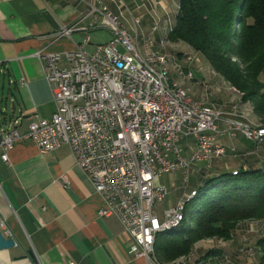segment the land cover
<instances>
[{"label":"crops","instance_id":"1","mask_svg":"<svg viewBox=\"0 0 264 264\" xmlns=\"http://www.w3.org/2000/svg\"><path fill=\"white\" fill-rule=\"evenodd\" d=\"M160 2L156 13H149L159 25L154 33L162 28L166 34L176 22L179 0ZM102 4L110 5L106 0H0V70L9 81L0 123L11 125L19 118L18 128L23 133L31 120L52 116L56 102L35 52L63 53L75 49L87 36L89 48L109 40L110 28L91 13L92 6ZM70 26H75L70 35L59 34L63 27ZM169 44L178 49L182 64L194 73L188 79L171 68V77L192 98L222 106L226 113L218 120L220 126L227 125L226 118L249 125L264 123V117L251 111L250 102L242 101L236 88L214 70L201 52L181 40ZM236 137L237 133L221 137L235 150L227 148L229 153L213 160L211 166L223 167L227 172L264 168V137L255 150L242 142L243 136ZM180 145L183 154L190 156L196 139L186 134ZM1 153L0 146V220H4L10 230L8 237H13L16 244L0 250V264H151L130 252L132 238L117 216L98 213L104 199L76 164L69 145L40 152L33 140L20 138L10 150L8 161ZM199 168V174L206 176L201 165ZM62 175L69 183L60 181ZM237 228L229 240L212 237L197 241L187 259L185 255L175 264H243L237 258L241 242ZM214 247L220 249L218 254L201 258Z\"/></svg>","mask_w":264,"mask_h":264},{"label":"built area","instance_id":"2","mask_svg":"<svg viewBox=\"0 0 264 264\" xmlns=\"http://www.w3.org/2000/svg\"><path fill=\"white\" fill-rule=\"evenodd\" d=\"M113 1L124 5L123 0ZM91 13L110 28L111 38L89 48L87 36L75 49L63 53L35 52L56 109L50 118L31 120L23 133L18 128L19 118L11 125L0 123L1 157L8 161L20 138L33 140L40 152L69 145L76 164L104 199L98 213L117 216L132 238L130 252L152 264L148 237L159 226L176 222L180 202L191 189L187 186L192 164L205 162L209 167L214 158L224 155L226 145L221 137L226 134L242 130L252 138L258 132L254 125L230 118L227 125L220 126L218 120L226 110L186 96L167 70L172 54L161 50L150 34L127 28L107 5L92 6ZM133 18L139 25L140 19ZM73 29L75 26L63 27L59 34L70 35ZM134 43H142L144 52L134 50ZM181 69L193 78L192 70ZM186 134L196 139L190 156L183 154L180 145ZM179 170L184 191L161 217L158 204L170 192L161 176L176 175ZM60 181L69 183L66 175ZM0 227L10 232L4 220ZM242 251L254 257L253 248Z\"/></svg>","mask_w":264,"mask_h":264},{"label":"trees","instance_id":"3","mask_svg":"<svg viewBox=\"0 0 264 264\" xmlns=\"http://www.w3.org/2000/svg\"><path fill=\"white\" fill-rule=\"evenodd\" d=\"M168 38L201 52L264 115V0H179ZM234 170L206 177L196 186L197 193L185 207L188 223L176 229L182 220L157 234L154 255L158 261L188 255L204 238L229 240L240 221H264V168ZM257 247L258 264H264V233ZM219 252L209 249L201 258Z\"/></svg>","mask_w":264,"mask_h":264},{"label":"rangeland","instance_id":"4","mask_svg":"<svg viewBox=\"0 0 264 264\" xmlns=\"http://www.w3.org/2000/svg\"><path fill=\"white\" fill-rule=\"evenodd\" d=\"M106 1L108 4H110V5H108V8L110 10H112L115 14H117V15L119 14L120 18L122 19V22L127 26V28L132 29L135 27V28H138L139 30H143L145 33L150 34L151 37H153L157 42H162L165 40V42H166V44H164L165 50L166 51L168 50L167 52H169L170 54H172V56L175 57V63L183 66L184 69H186L185 66L182 64V62L180 61L179 52H177L178 49L174 48L173 46H171L169 44V41H171V40H169V38H168V33L172 27L167 31L166 34H165L166 30L162 31V30H164L162 28H161L160 32L154 33V31L158 28L159 25H158V22H153V18H152L150 13H152V14L156 13V10L158 9V7L160 6V3H161L160 0H123L124 5L122 6V8L118 7V5H117L118 2H113L112 0H106ZM170 2H171V0H170ZM174 7L176 8V5L173 3V8ZM178 7H179V5H178ZM121 11H123V14L120 13ZM172 14H174L173 11H172ZM133 17H138L140 19L139 25L134 24ZM156 24H157V27L154 28V25H156ZM181 66H180V68H181ZM174 68H175V66L172 65V69H174ZM186 70H191V69H186ZM176 71H178V70H176ZM261 79L264 81V75L261 76ZM8 84H9L8 79L5 78L4 74L0 73V114L2 113L1 111H2L3 107L5 106V101L7 99ZM236 90L238 91L239 94H241V98H242L243 93L241 91H239L237 88H236ZM242 101L245 103L250 102L249 105L251 104V106H252L250 108L251 111L257 113L254 110L253 104L251 101L244 100L243 98H242ZM257 114H259V113H257ZM261 116L264 117V115H261ZM8 117H10V115H8ZM226 119H228V118H226ZM255 124L260 125V126L264 125V123H255ZM242 132H243L242 130H236V133H237L236 138H238V137L241 138L243 136L242 142H244L250 149L255 150L256 146H257L256 145L257 142L259 143L261 141H257L253 138L246 137L245 134ZM245 137L249 138V139H244ZM227 148H229L231 151L235 150V149L232 150L231 147L226 146V154L229 153L228 152L229 149L227 150ZM223 156H222V158H224ZM217 158H219V157H217ZM217 158H214V160ZM220 161H221V159H220ZM200 165L203 168V170H202L203 174L206 176H203L202 173L199 174L200 173V168H199ZM212 171L214 172L213 175H215L217 172L224 173L227 170L223 167H218V166H213V165L208 167L206 165V163H204V162H194L192 164L191 173H190V180L188 181L187 188L190 189V187L195 188L196 186H198L200 184V182L203 181L206 177L211 176L210 173ZM161 179L163 180V182H165L168 185V187L170 189V192L167 195V197L162 202H160L158 204V207H157L158 208L157 212H158L159 216L162 217L164 209L170 205H175L179 196L183 193L184 181H183L182 170H179L176 175H172L170 173H164L161 176ZM176 188L180 189V193H176V192H179L176 190ZM177 195H178V197H177ZM191 206H192V201L188 202L186 212L188 209L191 208ZM188 221H189V219H188V217H186V219L179 226H177L175 228L180 229L181 226L187 224ZM0 229L3 231L5 236L8 237V233H6L3 228L0 227ZM236 233L239 234V236L241 238L240 239L241 242L237 245V248H238L237 258H238V260L240 262H242L243 264H258L260 252H259V249H257L258 248L257 247V240L264 233V221L260 220V219L244 220V221L240 222ZM246 247L253 248L255 250L254 257L247 255L246 253H244L242 251V248H246ZM211 249L217 250L219 248L214 247ZM218 251H220V249ZM186 259H187V255H186Z\"/></svg>","mask_w":264,"mask_h":264},{"label":"bare ground","instance_id":"5","mask_svg":"<svg viewBox=\"0 0 264 264\" xmlns=\"http://www.w3.org/2000/svg\"><path fill=\"white\" fill-rule=\"evenodd\" d=\"M133 22H134V24L137 25V18H133ZM156 27H157V24L155 25V28ZM155 43H160L161 50L166 51L165 47H164V44H166L165 41L157 42L155 40ZM134 50H136L137 52H144V45L142 43H134ZM172 65L175 66L174 69L178 70L179 74L182 77H185L188 79L192 78L190 74L182 72V69L180 68L179 64L175 63V57L170 55L169 59H167V70L169 73H171ZM174 81L177 83L178 87H180V89L185 93L186 96L191 97L188 94V92L186 91L185 87L181 83H179L177 80H174ZM252 125H254V131L258 132V133H255L252 138L257 140V141H261L262 138L264 137V125L263 126H260L257 124H252ZM234 171H236V170H234ZM196 193H197V188H193L190 190V192L188 194H186V196H184V200H182L180 202V206L177 210L176 222H174L170 225H167V226H159V228L155 229V232H153V234L149 235V237H148V258L153 259L154 263H157V264H175L176 262H179V261L184 259L185 255H182V256H180V257H178L175 260L170 261V262H160L156 259L155 255H154V244L156 241V236L159 232L164 231L166 229H169V228L179 224L182 220H184L186 203Z\"/></svg>","mask_w":264,"mask_h":264},{"label":"water","instance_id":"6","mask_svg":"<svg viewBox=\"0 0 264 264\" xmlns=\"http://www.w3.org/2000/svg\"><path fill=\"white\" fill-rule=\"evenodd\" d=\"M16 244L13 237H6L3 231L0 229V250L10 248Z\"/></svg>","mask_w":264,"mask_h":264}]
</instances>
